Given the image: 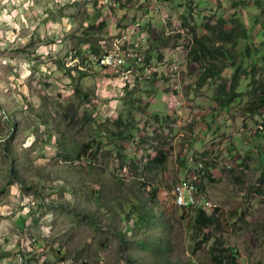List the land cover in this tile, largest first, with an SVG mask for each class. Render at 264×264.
<instances>
[{
	"label": "rangeland",
	"instance_id": "374dc122",
	"mask_svg": "<svg viewBox=\"0 0 264 264\" xmlns=\"http://www.w3.org/2000/svg\"><path fill=\"white\" fill-rule=\"evenodd\" d=\"M103 1L0 0V264H131L123 232L145 239L146 227L127 228L131 219L107 212L103 208L107 200H93L91 189L105 195L103 187L113 185L112 206L121 212L133 205L120 204L122 193L128 198L139 195L141 182L171 188L189 177L219 209L218 229L205 232L212 231L234 247L241 264H264V129L258 131L264 128V105L249 112L254 97L247 93L239 103L219 107L215 91L229 82L233 69L199 82L200 64L183 54L190 28L202 35L219 17L239 18L260 43L254 1L164 0L167 34H185L172 38L168 47L179 61L182 78L168 82L156 77L130 90H119L115 69L97 66L92 52L107 33L119 30V22L143 11L119 0ZM182 15L187 17L186 27L181 26ZM224 28L229 30L231 24ZM110 42L105 50H116ZM244 46L240 42L230 49L234 58L229 62H240ZM252 75L259 78L258 84L263 82L264 67L259 63ZM251 79L257 80L244 78L238 91L251 92ZM179 83L181 91H173ZM263 89L264 85L255 93L262 97ZM173 93L183 97L180 113L164 95ZM120 119L131 128L121 155V141L105 138L97 157L91 155L96 142L79 161L61 157L65 153L76 157L83 144L100 136L98 131L106 136L124 130L125 125L117 123ZM167 140L173 146L155 145ZM158 150L167 153V161L143 173L147 155ZM201 170L206 176L201 177ZM145 192L140 189L141 200ZM146 204L155 208L152 233L159 238L165 230L175 242L170 264H212L213 240L192 254L201 237H194L191 216L181 218L183 211L172 205L169 194L159 191L158 199ZM74 212L85 217L76 218Z\"/></svg>",
	"mask_w": 264,
	"mask_h": 264
},
{
	"label": "trees",
	"instance_id": "16d2710c",
	"mask_svg": "<svg viewBox=\"0 0 264 264\" xmlns=\"http://www.w3.org/2000/svg\"><path fill=\"white\" fill-rule=\"evenodd\" d=\"M253 1L255 3V7H257L258 10L257 11L258 14L254 17V24L255 26H257L258 29L257 35L261 37L260 43L257 44V41L250 32V30L247 27H245V25L239 18L232 17L231 20L227 21L223 17H219L214 22L215 24L207 25V27L205 28L207 32L202 35H198L194 27L190 28V33L193 36V46L187 57L191 62L199 63L201 66L199 79H198L199 82L215 80L216 78L220 77L221 73L225 68L231 67L233 69V73L230 76L231 78L229 82L225 81L220 86H218V88L215 91L216 93L214 95V98L216 99L219 107L229 108L232 105L239 103L240 100H242L243 94L245 95L248 93L247 95H252L254 97L249 103L250 108H248V111L256 113L255 111H257L260 107L264 105V89L262 90V94H263L262 97L258 92L255 93L256 88H262V86L264 85V81L258 84L257 81L259 78L254 77L252 75V72L255 71L256 65L260 63L262 67H264V0H253ZM182 18L184 20L182 26L185 27L186 25L185 21L187 17L182 15ZM228 23L231 24V28L229 30H225L224 26H226V24ZM155 40L157 42L152 44L151 51L158 50L159 46L161 45L167 46V44H170L171 41L170 37L159 38V36H157ZM240 42L245 43L244 49L241 51L242 58L240 62H229V59L234 58L233 54H231L230 49L233 46L236 47ZM214 43L215 44L219 43L221 46L215 48L213 47ZM230 44H232L231 48L224 47ZM95 53H97V50L92 52L93 55ZM244 55L246 58L243 57ZM226 61L230 63V65H227ZM249 61L251 62L249 63ZM248 77L257 79V80L251 79L249 81L248 87H252L251 92H239L238 91L239 83L241 82V80ZM78 92L79 90L76 89V93ZM155 114H160V113H155ZM156 122L159 123V120H156ZM117 123L119 125H125L124 130H119L113 136L110 134L103 136V134H101V132L98 131L97 133H99L100 136H94V140L92 142L90 141L86 145L83 144L81 146L82 148L78 150L79 152L76 155V157L70 158L68 153H65L61 157L66 161L69 159L73 160L72 162L79 161L82 158L83 153H86L89 149L93 148V144L95 142L97 143V149L96 151L92 152L91 155L97 157V152L99 151L103 143L101 139H105V138L108 139L109 142L110 140L121 141V144H119V153H118L119 155H121L122 153L121 151L125 149L124 143H126V141L130 138L129 131L131 128L127 129L126 124L123 123L121 119ZM261 127H264V123H261ZM263 129L264 128H258V131L260 132V130ZM255 148L257 147L255 146ZM158 153H159L158 156L157 155L155 157L149 156L144 169L153 170L156 167H160L165 163L166 155L163 154L161 151H158ZM261 161L264 172V149L262 150ZM14 175H16V173ZM10 178L13 179L11 175ZM17 178H18V174H17ZM82 183L84 185L86 184L85 181H83ZM111 184L113 183L111 182ZM140 184L142 185L140 189H142L151 183L141 182ZM112 186L113 185L103 187L104 188L103 191L105 195L111 190ZM140 189L138 191H140ZM126 192L128 193V195L132 194V191H127V189ZM91 194L93 196V200L96 201L99 197H102V199L105 198V195H101L100 190L97 189L96 187L91 189ZM149 194L151 198L157 196L156 189H151ZM90 197L89 200L91 199ZM122 197L123 198L120 199V204L123 206L124 204L133 203L134 202L133 199L135 196L128 198L126 193L124 194L122 193ZM115 199H116L115 197H110L109 201H107V203L104 204L103 208L107 209V212L108 211L113 212L114 216L120 215V219H128V221L131 219V221L127 223L128 225L127 228L129 229L133 228L134 225H137L139 227L142 226L144 227L147 225V224L145 225L146 214H141L139 211L135 212L134 209H132V205L130 206V209H127L126 211L123 210L121 212H117L116 208L112 206V203L114 202ZM191 212L192 211L190 209L183 210V213L181 214V218L185 219L187 215H190L191 230L195 233L194 237L195 236L201 237V239L197 237L199 239L195 240V244H194L195 247L192 254H195L203 244H206L210 240H213V243L210 247L212 264H241L238 258L239 254L234 247L229 246L221 236L213 235L212 232H207V233L205 232L206 229L212 228L213 231L218 229L219 227V219L217 216L218 208L215 207L212 212H207L206 210L199 209L196 212H194L193 215H191ZM74 213H75L74 217L80 218L81 215L77 214L76 212ZM148 242L149 240L146 239L132 240V244L139 247L141 251L143 250L146 252V255L141 256L142 257L141 260L147 261L148 259V264H155V262H153L152 257H154V261H156V257L161 260L162 259L161 249L166 251V247H164L163 245L162 247L158 246L157 244H155V242H153L152 244H148ZM123 243H125L124 240ZM149 245H153L158 248L157 249L154 247L150 248ZM167 251L170 252V250ZM127 262L133 264L132 260L130 259H127ZM140 263L141 261L138 262V264ZM157 264H166V261H162L161 263L157 262Z\"/></svg>",
	"mask_w": 264,
	"mask_h": 264
},
{
	"label": "clouds",
	"instance_id": "9594fccd",
	"mask_svg": "<svg viewBox=\"0 0 264 264\" xmlns=\"http://www.w3.org/2000/svg\"><path fill=\"white\" fill-rule=\"evenodd\" d=\"M119 1H121L125 6L135 5L134 11H141V12L143 11V12L134 15L129 19L124 18L123 22L118 23L121 26L118 31L107 33L106 36L103 38L104 43L97 44L96 47L97 53L93 55V60L97 64V66H99L102 69H109V70L110 69L112 70V68L115 69L116 71L115 75L120 77V81L118 83L119 90H122L123 88H125L126 90H130L132 89L131 86L138 85V83H149V81L152 82L155 80L156 77L157 79L166 80L168 82H170L171 78H176V77L178 80H181L182 76L181 77L179 76L180 74L179 61L175 56H172V52H174V50L172 48H168L170 44H167V46L161 45L159 46L158 50L151 51L152 44L157 42L155 40L157 36H159V38L170 37L171 40L172 38L175 37L178 39L185 37V34L183 32L182 33L178 32L173 36L171 34H167L166 30L170 26V23H169L168 13L164 11V0H119ZM103 3H107V1L105 0L103 1ZM153 6H157L158 7L157 10ZM129 9L133 10V8H129ZM162 14L166 15V17H164ZM146 18H148L149 20L148 21L145 20ZM154 19H157V21H154ZM127 28H130L132 30V35L130 37V41H125V43L122 44V48L127 52V54L125 55V61L121 64H118L116 67L99 65L96 60V56L100 55V58L102 57V52L105 51V47H109V42L111 40L114 39L121 40L122 39L121 37L123 36L122 32ZM192 46H193V36L191 34V38L186 40V44L184 46V51H183V54L186 56L187 59H188L187 56ZM180 85L181 84L179 83L176 87H174L173 91L180 92L181 91ZM164 95L165 97L169 98L170 103L171 101H173L175 109L178 108L177 109L178 113H180L179 111L182 110L184 106L182 102L183 99L182 95L175 93H173V95L171 96L170 94L168 95L164 94ZM155 139H158L157 135ZM155 145L157 146L160 145L159 147L165 145L173 146L170 144V142H168V140L167 143L163 141H157ZM158 151H161L163 154L166 155V161H167V153L164 152L163 150H158ZM158 151L156 153L154 152V154H151V157H155L156 155L158 156L159 155ZM147 157L149 158V155H147ZM191 159L193 160V158H190V160ZM202 160L203 158L197 161L201 162ZM179 161H180V165L185 164L184 160L180 159ZM144 167L145 165L142 168L143 173L146 170L144 169ZM160 167H156L155 169H158ZM147 171H151V170H147ZM201 171H203L201 177L206 176V171L205 172L204 170ZM199 186H202V184L200 183ZM188 187H192L191 192H188L187 190ZM144 188L146 189L145 192L146 198L144 200H141L140 199L141 194L139 191V195H137L136 193L134 195L135 197L133 196L134 202L132 203L133 204L132 206L134 207L135 212L139 211L141 214H146L145 225L146 224L147 225L144 227H146L145 232L147 233V236L145 239L149 240L148 244H152L153 242H155V244L157 245L161 244V247L162 245L166 247V251L161 249L162 259L160 260L159 258L156 257V261H154V257H152L153 262L157 264V262L161 263L162 261H166V264H170L169 256L171 254L167 250H171L170 248L173 246L175 242H173L172 237H167V235L164 234L165 230L162 231L159 238H156V235L152 233L153 229L156 226L155 208L149 207L146 204V201L152 203L154 200L158 199L159 191H165V193L171 196L172 205L176 206L182 211L190 209L192 211L191 215H193L194 212H196L199 209L206 210L207 212H212L216 206L213 207L210 201L207 200L202 194H200L198 183L196 182V180H194V178L191 177L180 180L171 188H167L165 185L160 186V182L158 184L152 182L151 184H149ZM151 189H156L157 191V196H155L154 198L150 197L149 192L151 191ZM113 190L114 188L112 186L111 190L105 195V199L107 201H109L110 194L112 193ZM208 209H212V210L208 211ZM105 210L107 211V209ZM76 213L78 214V212ZM81 216L85 217L84 215ZM135 228L136 225L133 226V229ZM122 239L127 240L126 244L129 247V249L125 253L131 257L130 260H132L133 264H138V262L140 261L139 257L146 255V252L140 250L139 255L134 256V252H137L140 249L139 247L132 244V240H134L135 238L131 239L130 236H128L126 233L123 232ZM149 246L150 248L153 247L156 249L158 248L153 245H149ZM143 262H147L148 264V259L147 261L142 260L140 264H143ZM174 264H178V263H174Z\"/></svg>",
	"mask_w": 264,
	"mask_h": 264
},
{
	"label": "built area",
	"instance_id": "2783aa9c",
	"mask_svg": "<svg viewBox=\"0 0 264 264\" xmlns=\"http://www.w3.org/2000/svg\"><path fill=\"white\" fill-rule=\"evenodd\" d=\"M157 10V6H153ZM132 35V30L129 28V32L127 33V36L124 37V40L122 43H120V51L119 52H113V57L112 58H97L96 60L99 65H104V66H111V67H116L118 64H121L125 61V55L127 52L122 48V44L125 43V41H130V37ZM188 192H191L189 188H187Z\"/></svg>",
	"mask_w": 264,
	"mask_h": 264
},
{
	"label": "bare ground",
	"instance_id": "6f19581e",
	"mask_svg": "<svg viewBox=\"0 0 264 264\" xmlns=\"http://www.w3.org/2000/svg\"><path fill=\"white\" fill-rule=\"evenodd\" d=\"M129 32V28L125 29L122 34L123 36L121 37L122 39H114L111 40V46H113L116 50H105L102 52V57L101 58H112L113 57V52H119L120 51V43L123 42L124 37L127 36V33ZM104 54V55H103ZM97 58H100L99 56H96ZM190 191H192V187H188Z\"/></svg>",
	"mask_w": 264,
	"mask_h": 264
}]
</instances>
